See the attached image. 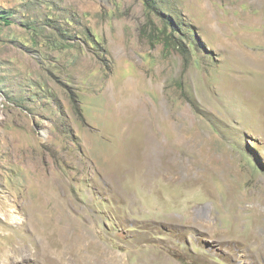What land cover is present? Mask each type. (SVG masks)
<instances>
[{"label":"rangeland","instance_id":"1","mask_svg":"<svg viewBox=\"0 0 264 264\" xmlns=\"http://www.w3.org/2000/svg\"><path fill=\"white\" fill-rule=\"evenodd\" d=\"M149 9L0 0V264H264V0Z\"/></svg>","mask_w":264,"mask_h":264},{"label":"bare ground","instance_id":"2","mask_svg":"<svg viewBox=\"0 0 264 264\" xmlns=\"http://www.w3.org/2000/svg\"><path fill=\"white\" fill-rule=\"evenodd\" d=\"M133 89V88H132ZM130 91V90H129ZM129 94V93H128ZM132 97H133V94L131 93L130 94V96L128 97V99H127V101L125 102V105L126 106H128V107H133L134 105H135V103H133L132 102ZM133 141V140H132ZM143 146H145L146 147V151L151 155V159L148 161V163L150 164V165H155L157 162H158V160H157V158L155 157V152H156V148L154 147V145L152 144V142L148 139V137H144V139H143V144L140 146V151H139V154L138 153H136V155H135V158H139V157H143V154H142V148H143ZM129 151V150H128ZM166 157H171V155L170 154H166ZM144 159V158H143ZM143 159H141V160H143ZM133 161V160H132ZM169 171V170H168ZM43 189H45L46 191H49V186L48 187H43ZM58 210H61V211H63V209L62 208H60V209H58ZM65 215H66V217H67V214L65 213ZM53 222V221H52ZM60 226L61 225H59V224H54L53 223V226L51 227V228H49V230H47L46 232H45V236H43V237H46L45 239H46V243H45V249L48 247V244H49V242L50 241H55V240H57L58 242H59V244H62V247H61V249H60V252H62V253H64L63 254V257L65 256L66 258H67V255L69 254V250H71V252H72V250H77L78 252H79V254H81L82 255V257H84V258H86L85 257V255H83L84 254V252H83V254H82V249H83V245H81V243H82V241L83 240H79L78 241V244H74V239H76L77 238V236L79 237L80 235L82 236V233L81 232H79V233H77V232H75V235L73 234L68 240H64V236H66V234H69L68 233V229L65 227V230H63V229H61V230H59L60 229ZM71 227L73 228V224H71ZM71 233V232H70ZM79 245H81V249L78 247ZM50 249L51 248H48L47 249V251H50ZM86 250V249H85ZM85 250H83V251H85ZM89 251V250H88ZM88 251H87V253H88ZM93 251V250H92ZM69 256V255H68ZM73 256V255H72ZM88 256H89V254H88ZM48 257V256H47ZM101 259H103L104 261L102 262V264H118V262H117V259H112V258H109V257H102ZM54 262L56 263V262H58V263H60V261H59V259H58V257L57 258H55L54 259ZM119 263H120V261H119Z\"/></svg>","mask_w":264,"mask_h":264},{"label":"trees","instance_id":"3","mask_svg":"<svg viewBox=\"0 0 264 264\" xmlns=\"http://www.w3.org/2000/svg\"><path fill=\"white\" fill-rule=\"evenodd\" d=\"M145 2H146V4H147V6L151 9V8H153V5H154V3H155V0H145ZM149 9V10H150ZM168 35L166 36V41H165V43L167 44V46H170L171 45V41H168Z\"/></svg>","mask_w":264,"mask_h":264}]
</instances>
